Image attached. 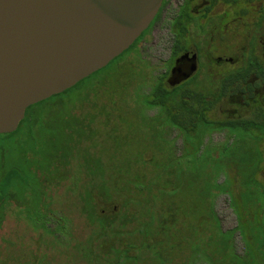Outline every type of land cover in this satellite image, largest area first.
Instances as JSON below:
<instances>
[{
  "label": "trees",
  "instance_id": "obj_1",
  "mask_svg": "<svg viewBox=\"0 0 264 264\" xmlns=\"http://www.w3.org/2000/svg\"><path fill=\"white\" fill-rule=\"evenodd\" d=\"M90 75L29 105L17 128L0 134L9 138L0 143V230L8 216L30 221L33 244L45 246L37 255L29 252L27 263H40L47 252L58 256L57 264H189L199 258L235 264L249 258L246 251L239 258L232 250L233 229H221L213 208L216 194H228L227 180L218 182L217 176L222 173L232 182L231 162L226 160V167L220 160L224 148L183 146V153L174 154L167 128L175 125L185 143L200 133L185 131L180 100H174L179 112L172 114L160 82L143 96L142 112L157 109L149 117L137 116L136 101L131 108L136 116H119L121 108L129 109V87L99 97V88L60 97ZM99 82L103 90L105 83ZM138 118L144 136L132 150L120 138L123 123ZM256 190L250 196L237 192L240 207L241 201L261 204ZM228 196L232 206L231 188ZM57 209L58 224L48 227L40 217ZM259 232L264 238L263 225ZM4 247L0 244V264H25L20 253L11 257L8 242ZM5 249L10 254H3Z\"/></svg>",
  "mask_w": 264,
  "mask_h": 264
},
{
  "label": "flooded vegetation",
  "instance_id": "obj_2",
  "mask_svg": "<svg viewBox=\"0 0 264 264\" xmlns=\"http://www.w3.org/2000/svg\"><path fill=\"white\" fill-rule=\"evenodd\" d=\"M127 49L125 59L135 54L152 67L172 114L180 100L185 131L200 133L195 142L182 136L183 146L264 148L256 127L264 125V0H162ZM234 129L247 137L236 139Z\"/></svg>",
  "mask_w": 264,
  "mask_h": 264
},
{
  "label": "water",
  "instance_id": "obj_3",
  "mask_svg": "<svg viewBox=\"0 0 264 264\" xmlns=\"http://www.w3.org/2000/svg\"><path fill=\"white\" fill-rule=\"evenodd\" d=\"M161 2L0 0V134L127 49Z\"/></svg>",
  "mask_w": 264,
  "mask_h": 264
},
{
  "label": "rangeland",
  "instance_id": "obj_4",
  "mask_svg": "<svg viewBox=\"0 0 264 264\" xmlns=\"http://www.w3.org/2000/svg\"><path fill=\"white\" fill-rule=\"evenodd\" d=\"M127 52L128 49H125L122 54L120 53V55L109 61L104 66V68L96 70L97 72H93L83 82L71 88L69 91L60 94V97H78V95H80L84 90L94 88H99V97L101 94L106 95L109 92H117L119 94L120 91L124 92V90L129 87L127 90L128 99L125 101L129 109L121 108L119 110V116H136L131 109L134 105V101H136L135 108L137 116H143V112L148 117L154 115V113L157 111L156 108L144 109L142 112V108L144 107L143 96L154 85V81H156L151 74L152 67L147 61L142 60L135 54L130 55L127 57V59H125L124 57L126 56ZM95 80H98V83H100L99 81H103V83H105V88L101 90L98 83H95ZM256 127H258L257 129H259L261 132L264 131V125ZM142 131L143 126L141 125L139 118L134 122L133 120L128 119L127 123H123V135L120 138V142L122 144L125 142L128 143L132 150L136 149V143L144 136V132ZM233 132L236 136V139H238V137L246 136L245 134L241 133V130L238 129H234ZM165 133L166 138L169 139L174 146V154L180 155L183 153L184 149L181 143L182 134L177 129L173 128H167ZM248 136L250 135L248 134ZM222 137L227 139L228 136L223 135L222 133L214 134V138H216L215 140H219ZM196 139L197 138L192 135L191 141L195 142ZM7 140H9V138L0 136V143H4ZM145 142L149 144L152 143L153 145V141L151 140H146ZM229 150L230 148H224L222 152L224 155L220 160L225 163V166L227 161L231 162L232 182L231 180L228 181L230 177L227 179V175H223L222 173L217 176V181L222 182L225 179L227 180L225 181L224 186L227 188L228 194L230 188H232V206L229 201L230 196H228L226 193H219L213 198V208L216 216L219 219L221 229H233L231 237L232 250L239 258L245 255V251L249 257L245 260H235V264H264V238L259 235V229L263 224V219H260V217L262 214H264V162L260 165V162L264 159V148H256L255 146H237L232 148L230 156L227 157V153L230 152ZM200 151L203 150L200 149ZM205 156L206 155L203 153L200 163H205ZM188 157L189 155H186L184 159H189ZM259 168L261 172L257 173L256 175L255 171H257ZM254 189H257L256 191L259 192V194H257V200L261 204L250 205L249 201L245 203L241 201L240 207L238 196H241V192L245 191L246 195L248 194L250 196V190L253 192ZM237 192L238 196H236ZM233 194H235V197ZM235 203H237V206ZM236 214L238 215V218H236ZM58 215L59 210L57 209L51 215L40 217V219L44 221L48 227L54 228L58 224ZM31 226L32 222L30 221H24L16 219L13 216H8L0 230V233L4 236L2 239H0L1 247L5 248L4 245L8 242L11 249V257L14 258L15 254L19 255L20 253L23 261H25V264H28L27 262L29 261V252H31L33 255H37L45 248V246L42 244L38 247L33 244L32 241H35L37 244V239L35 237V232L31 231L30 229ZM56 232L57 235L61 237V239H65L64 235L60 234V231L56 230ZM227 234H229V232L226 233V235ZM245 236H248L249 239L245 238ZM218 250L219 249H217V251ZM3 254L8 255L10 253H8V249H5ZM57 260L58 256L56 254L53 255V253L47 252V255L43 261L33 264H57ZM207 263L208 262L205 259L199 258L198 260L193 259L189 264Z\"/></svg>",
  "mask_w": 264,
  "mask_h": 264
}]
</instances>
